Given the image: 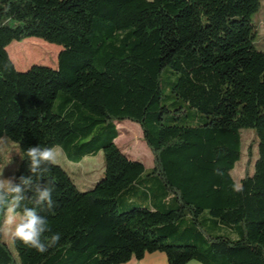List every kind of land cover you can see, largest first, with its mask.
<instances>
[{
  "label": "trees",
  "instance_id": "trees-1",
  "mask_svg": "<svg viewBox=\"0 0 264 264\" xmlns=\"http://www.w3.org/2000/svg\"><path fill=\"white\" fill-rule=\"evenodd\" d=\"M259 9L260 0H0V138L20 150L13 176L30 175L24 151L36 145L59 146L73 163L103 152L105 166L86 192L52 166L56 206L40 214L60 242L40 254L13 240L19 264H126L157 251L168 264H264ZM30 38L62 47L56 69L15 68L7 48ZM123 121L140 126L152 168L117 146ZM245 130L256 158L238 192ZM0 264H18L1 236Z\"/></svg>",
  "mask_w": 264,
  "mask_h": 264
},
{
  "label": "rangeland",
  "instance_id": "rangeland-1",
  "mask_svg": "<svg viewBox=\"0 0 264 264\" xmlns=\"http://www.w3.org/2000/svg\"><path fill=\"white\" fill-rule=\"evenodd\" d=\"M252 24L256 29L255 48L258 51L264 52V0H260V9L252 16ZM61 49L62 47L47 43L44 40L30 38L22 42H13L7 48V52L15 68L20 72H25L33 66H44L56 69L57 57ZM128 123L132 124V126L127 125ZM118 124L120 125L121 131L119 130L120 135L116 140V144L121 152L127 155L129 159L141 162L147 169L152 168L153 157L143 140L140 126L130 121H123ZM251 131H243V157L233 171V177L238 185L245 174L247 165H250L249 170L251 171L252 163L256 158L255 137L252 133L253 131ZM251 145L254 147L252 149V157H249L248 148ZM56 148L59 152L57 165L66 171L80 191H89L97 182L103 179L105 169L103 152L98 153L96 156L85 157L80 163H73L66 158L61 147L56 146ZM16 157L17 160H15ZM19 157L20 150L17 145L7 137L0 138V171H4L5 178L14 175L18 165L15 161L18 162ZM12 227L7 225L4 220V224L0 229V236L19 264L16 251L12 244L13 238L10 234Z\"/></svg>",
  "mask_w": 264,
  "mask_h": 264
},
{
  "label": "clouds",
  "instance_id": "clouds-1",
  "mask_svg": "<svg viewBox=\"0 0 264 264\" xmlns=\"http://www.w3.org/2000/svg\"><path fill=\"white\" fill-rule=\"evenodd\" d=\"M29 161L30 175L20 176L17 182L15 176L5 178L0 171V215L5 217V223L12 227L13 240H19L25 246L46 253L49 248L59 244L60 233H52L47 216L40 210L53 212L56 202L52 198L54 178L50 176L52 166L57 165L59 152L55 146H30L24 151ZM236 191H243L237 185ZM31 191L32 197L25 193ZM30 201L28 206L24 201ZM45 233H52L46 236Z\"/></svg>",
  "mask_w": 264,
  "mask_h": 264
},
{
  "label": "crops",
  "instance_id": "crops-1",
  "mask_svg": "<svg viewBox=\"0 0 264 264\" xmlns=\"http://www.w3.org/2000/svg\"><path fill=\"white\" fill-rule=\"evenodd\" d=\"M129 126H132V124H127ZM118 130L121 131L120 125L117 123ZM17 160V157L16 159ZM16 164H18L17 161H15ZM126 264H168V260L166 257V254L163 251H157L153 254H147L142 260H136L132 259L130 262ZM188 264H201L197 261H191Z\"/></svg>",
  "mask_w": 264,
  "mask_h": 264
}]
</instances>
